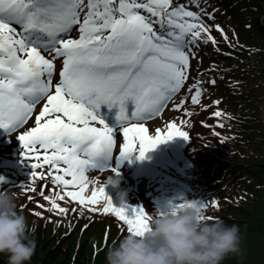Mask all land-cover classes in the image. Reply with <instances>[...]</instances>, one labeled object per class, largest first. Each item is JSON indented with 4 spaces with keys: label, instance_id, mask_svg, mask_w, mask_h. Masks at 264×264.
I'll use <instances>...</instances> for the list:
<instances>
[{
    "label": "snow or ice",
    "instance_id": "snow-or-ice-1",
    "mask_svg": "<svg viewBox=\"0 0 264 264\" xmlns=\"http://www.w3.org/2000/svg\"><path fill=\"white\" fill-rule=\"evenodd\" d=\"M193 2L199 7L198 0L187 4L183 0H0V129L10 133L25 125L43 101L34 126L17 139L33 183L50 178V185L60 189L48 195V184L40 188V196L51 205L48 212L76 213V207H62L58 202L67 197L82 206L81 215L87 208L93 215H113L127 226V233L142 235L148 230L151 216L145 208L123 202L115 206L105 185L94 186L91 195L84 196L89 184H94L86 173L107 168L118 173L119 164L134 152L136 159H143L146 152L174 137L189 140V134L173 122L167 123V131L157 128L154 135L138 122L158 116L185 85L190 56L198 54L200 42L214 47L219 43L211 34L213 26L202 19L204 15L213 19V14L189 10ZM215 29L224 41L229 40L219 24ZM73 31L78 33L75 38ZM58 58L62 67L55 80ZM201 83L196 79L188 86L195 90L192 105L200 103ZM208 84L214 86L216 80ZM129 100L130 111L125 106ZM101 105L118 108L116 124L109 126L101 118ZM184 105L181 99L173 108ZM183 110L187 114V108ZM212 115L225 114L216 110ZM120 133L123 143L117 139ZM117 145L113 167L107 162L113 160ZM69 186L79 190H67ZM98 198L105 201L103 208L90 207ZM198 204L204 211L209 207L205 201L183 199L169 206ZM211 206L219 207L215 200ZM89 226L85 224L84 229Z\"/></svg>",
    "mask_w": 264,
    "mask_h": 264
},
{
    "label": "trees",
    "instance_id": "trees-1",
    "mask_svg": "<svg viewBox=\"0 0 264 264\" xmlns=\"http://www.w3.org/2000/svg\"><path fill=\"white\" fill-rule=\"evenodd\" d=\"M198 4L189 7L213 14V19L207 15L202 19L213 26L211 34L219 43L199 44L189 85L196 79L202 82L201 102L195 107L186 100L183 106L189 112L183 128L189 140L183 138L181 175L171 174L182 190L209 204L206 215L238 226L240 253L226 256L222 264H264V0H198ZM216 24L229 37L227 42ZM210 79L216 80L214 86L208 84ZM194 91L188 87L187 97ZM214 100L220 104L214 105ZM216 110L225 115L214 117ZM8 157L0 152V190L14 194L17 209L30 227L35 226L29 232L35 251L28 264H106L107 248L127 234V226L111 214L93 215L87 208L81 215L82 206L67 197L58 202L76 207V213L48 212L51 205L39 190L45 184L50 188L45 194L59 189L48 180L33 183ZM32 187L37 191H30ZM212 200L218 208H212ZM85 224L90 226L84 229ZM0 264H7L6 255L0 254Z\"/></svg>",
    "mask_w": 264,
    "mask_h": 264
},
{
    "label": "clouds",
    "instance_id": "clouds-1",
    "mask_svg": "<svg viewBox=\"0 0 264 264\" xmlns=\"http://www.w3.org/2000/svg\"><path fill=\"white\" fill-rule=\"evenodd\" d=\"M119 184L116 172L104 181L114 189ZM125 196L126 192H117L121 202ZM206 216L202 204L168 206L150 218L142 235L127 233L109 246L106 264H222L226 256L239 254L238 226L218 218L209 221ZM34 231L35 226L30 227L17 209L14 194L0 190V254L7 256V264H28L35 251L29 232Z\"/></svg>",
    "mask_w": 264,
    "mask_h": 264
},
{
    "label": "rangeland",
    "instance_id": "rangeland-1",
    "mask_svg": "<svg viewBox=\"0 0 264 264\" xmlns=\"http://www.w3.org/2000/svg\"><path fill=\"white\" fill-rule=\"evenodd\" d=\"M60 59H61V58H60ZM174 110H175V109H173L172 106H170V105L167 104L165 110H164L163 113H162V115H170V116H171L172 113L174 112ZM38 111H39V108H36V109L34 110L33 116L30 117L29 120L27 121L28 124L31 122L32 118H33V119L35 118V115L38 114ZM158 118H159V117H155V118L149 120L147 123H144V126L147 127V128L149 129L150 127H152L153 124L156 123V121L158 120ZM117 139H118L119 143H123V134L120 133L119 136L117 137ZM118 154H119V149H118V145H117L115 156L118 155ZM115 156H114L113 167L115 166ZM124 161H125V159H124ZM124 168H125V167H123V164H122V162H121V163L119 164V166H118V169H119V170H121V169L124 170ZM96 170H98V169H96ZM99 171H101V170H99Z\"/></svg>",
    "mask_w": 264,
    "mask_h": 264
},
{
    "label": "bare ground",
    "instance_id": "bare-ground-1",
    "mask_svg": "<svg viewBox=\"0 0 264 264\" xmlns=\"http://www.w3.org/2000/svg\"><path fill=\"white\" fill-rule=\"evenodd\" d=\"M126 163H128V161L126 162V161H122V164H123V167H126L127 165H126Z\"/></svg>",
    "mask_w": 264,
    "mask_h": 264
}]
</instances>
